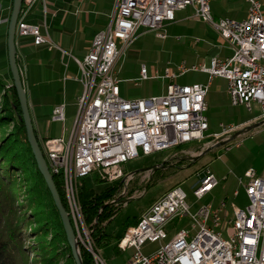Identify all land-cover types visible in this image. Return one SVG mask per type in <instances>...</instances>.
<instances>
[{
  "label": "built area",
  "instance_id": "1",
  "mask_svg": "<svg viewBox=\"0 0 264 264\" xmlns=\"http://www.w3.org/2000/svg\"><path fill=\"white\" fill-rule=\"evenodd\" d=\"M37 0H23L26 11ZM211 0H117L108 25L91 41L87 54L77 60L83 90L77 99V109L69 130L63 126L58 137L46 138L42 152L48 155L51 174L60 175L67 200V212L73 221L78 244L93 255L94 264H107L88 238L77 197L78 182L97 176L114 184L131 172L124 171L128 161L164 150L200 142L208 129L206 95L209 82L179 84L176 78L189 70L205 72L227 81L230 103L242 105L249 112L259 108L256 119L264 124V13L257 0H247L246 16L240 20L215 19ZM193 7L194 16L207 23L230 49L227 56H211L206 63L176 69L165 67L149 75L144 64L134 84L149 78L168 80L161 94L142 98L120 95V79L116 62L140 29L154 31L159 38L167 35V25L175 20V12ZM20 11V12H21ZM140 34V33H139ZM16 36H31L35 45H54L41 26L19 16ZM52 121H65L64 104H57ZM229 129L223 125V132ZM240 141L233 146H238ZM231 146V147H233ZM231 147H227L229 150ZM246 204H227L222 199L191 203L181 185H175L156 198L138 217L126 226L118 247L133 253L128 264H264V165L258 172L253 167L244 172ZM219 181L205 169L193 189L197 201L213 191ZM238 191L233 192L236 196ZM187 223L168 238L176 221ZM84 238L82 237V233ZM81 233V234H80ZM168 238V239H167ZM167 239L149 253H143L146 241Z\"/></svg>",
  "mask_w": 264,
  "mask_h": 264
},
{
  "label": "rangeland",
  "instance_id": "2",
  "mask_svg": "<svg viewBox=\"0 0 264 264\" xmlns=\"http://www.w3.org/2000/svg\"><path fill=\"white\" fill-rule=\"evenodd\" d=\"M261 1L264 4V0ZM211 7L212 12L218 16L240 20L246 13L248 3L246 0H211ZM11 8L12 2L4 13L6 21L2 37L0 36V49L6 46ZM142 31L144 30H139L140 34L138 33L119 60L118 77L121 80V95L127 98L148 97L161 94L165 90L168 80L159 77L134 84L133 79L138 77L141 64L146 66L149 75H152L156 70L160 76L165 67L176 69L183 62L186 66H190L191 58L195 55L194 51L198 47L192 46V39L181 25L167 26L165 38L157 37L154 31L141 33ZM230 53L231 51L228 49V55ZM9 70L4 75L0 70V80L3 82V87L0 88V143L7 139L19 138V140H23L21 125L10 106L12 98L9 86L13 81ZM186 77L187 75L178 77L176 82L186 83ZM222 83L221 78H215L212 82L209 92L211 101L209 100L205 112L208 129L200 142L189 143L182 147L128 161L123 164V168L124 171L131 172L132 175L115 184H107L97 176H88L78 182L77 197L88 238L93 248L99 250L107 264L129 263L133 250L128 248L122 251L117 245V235L122 233L124 227L134 224L129 223L124 226L125 221L133 216L139 217L156 198L175 185L182 186L191 203L210 202L216 205L225 195H228L226 200L228 205L231 200L241 207L246 204L247 201L244 199L241 189L240 195L234 197L229 188L238 175L242 176L247 167L252 166L258 172L262 169L264 164V124L254 128L257 131L240 147L232 148L231 146L253 130L232 137L236 131H239L233 124L247 117L256 116L260 111L256 105H252L251 112L242 105H232L228 94L222 89H217L218 84ZM48 120L40 121L41 130L44 131L50 127L53 131H62V123L49 124ZM72 121L71 117L66 120L67 130L71 127ZM258 122L260 119L255 120L252 124ZM223 125L227 130L229 129L228 132H223ZM36 136L42 150L45 138L39 137L37 133ZM227 147H231V150L226 151ZM142 168L144 170H140ZM207 168L215 174L219 185L202 200L197 201L193 195V189ZM35 178L33 168L26 171L21 169L13 177L12 185L5 188L7 191V193L5 192L7 214L2 223L1 237L13 239L17 251V264H75L70 257L68 243L62 238H57L61 228L56 213L52 209L50 195L44 189H41L39 193L30 191ZM83 180L87 187H93L95 191H101L109 186L113 187L111 196L104 202L108 205L111 214L100 223L107 233L106 240L100 244H97L93 237L92 224L94 221H87L80 202L79 187ZM62 192L67 206L63 188ZM186 223V219L176 221L173 229L168 232V238ZM71 224L73 227L72 220ZM80 232L82 233L81 230ZM81 235L84 236L83 233ZM167 239L160 242L146 241L142 245L143 253L147 254L156 250ZM78 246L80 255L82 247L90 253L91 262L94 264L92 253L82 244L79 243Z\"/></svg>",
  "mask_w": 264,
  "mask_h": 264
},
{
  "label": "crops",
  "instance_id": "3",
  "mask_svg": "<svg viewBox=\"0 0 264 264\" xmlns=\"http://www.w3.org/2000/svg\"><path fill=\"white\" fill-rule=\"evenodd\" d=\"M257 1L260 2L262 12L264 13L263 2L261 0ZM11 2L12 0H0L1 37L6 21L4 13H6ZM116 2L117 0H37L32 4L30 9L26 11L23 9V11L20 12V16L24 17L27 22L40 25L41 32L46 34L49 41L54 45L52 48H49L46 43L35 45L31 36H16L15 38L17 63L20 72L22 71L21 77L27 95L29 111L36 133L39 137L46 139L60 136L63 132V126H65L66 120L70 117L74 119L77 109V99L83 90V84L79 80L80 69L77 60L83 59L87 54L93 36L108 25L111 14L115 9ZM210 9L215 19L224 18L212 12L211 1ZM173 24L181 25L192 39V46H198L194 51L195 55L191 58L192 63L190 66L206 63L213 55H218L220 57L228 55V48L223 45V41L217 33L207 23L194 16L193 7L188 6L176 11L175 20L167 26ZM143 32L144 31L141 33ZM121 58L122 55L116 62L117 76L120 68L118 66L119 60ZM0 70L2 75L9 70L7 46L0 49ZM185 75H187V82L182 84H191L194 82L210 83L206 95L208 104L209 100L211 101L209 92L212 88V82L215 78L221 77L215 76L210 79L207 73L197 70H189L181 76ZM181 76H179V78ZM221 80L223 83L218 84L217 89H222L227 93V81L224 78H221ZM121 96L127 98L123 95ZM60 103L64 104V123L61 121H52L50 118L52 110ZM256 116L247 117L233 124V126L241 130L243 127L245 128V126L258 120ZM42 119H49V124L54 122L62 123V131L56 132L51 130L50 127L44 131L41 130L39 124ZM255 131L257 130L253 129L249 135L241 138L238 146L233 147H240ZM232 137H234V135ZM250 167L252 166L247 167L243 171L242 176L238 175L233 184L230 185L229 191H231L232 196L233 192L237 190L238 194L234 197H238L241 189L244 199L246 200L244 187L239 179L244 180V172ZM223 198L227 200L228 195H225ZM230 202L234 201L231 200Z\"/></svg>",
  "mask_w": 264,
  "mask_h": 264
},
{
  "label": "trees",
  "instance_id": "4",
  "mask_svg": "<svg viewBox=\"0 0 264 264\" xmlns=\"http://www.w3.org/2000/svg\"><path fill=\"white\" fill-rule=\"evenodd\" d=\"M2 87H3V82L2 80H0V88ZM9 89L12 98V102L10 104L11 111L16 114L18 118V122L21 125V133L23 134V140H19V138L7 139L0 143V264H17V251L12 241L13 239L12 238L3 239L1 237L2 223L4 217L7 214L6 211L7 205L5 203V200L7 198L6 197L7 191L5 190V188L12 185L13 177L19 171H21V169L26 171L29 168H33L34 175L36 178L31 185L30 191L33 193H39L41 189H44L45 192L50 195V192L40 172L38 171L30 145L27 141L25 125L21 118L20 104L13 82L9 86ZM52 178L55 187L57 189V192L60 196L61 202L66 209L67 206L62 192V188H63L62 179L60 175L57 174H52ZM112 191H113V187L110 186L102 189L101 191H95L93 187L92 188L87 187L84 180L81 182L79 187V197L84 215L88 222H91L92 220L94 221V223L92 224L93 237L97 244H100L101 242H103V240H106L105 238L107 237L106 230L103 227H101L100 223L103 219L107 218L111 214L108 210V205L104 204V202L106 199H108L111 196ZM50 200L52 202V209L56 213V217L58 219L61 228L59 234H57V238H62L67 242L63 225L60 220V216L53 203L51 195H50ZM137 220L138 217L136 216H133L132 218H128L125 221L124 226L129 223H136ZM122 233L117 235L118 240L120 239ZM80 251H81L83 264H92L90 253L82 247L80 248ZM69 252H70V257L72 258L70 247H69Z\"/></svg>",
  "mask_w": 264,
  "mask_h": 264
},
{
  "label": "water",
  "instance_id": "5",
  "mask_svg": "<svg viewBox=\"0 0 264 264\" xmlns=\"http://www.w3.org/2000/svg\"><path fill=\"white\" fill-rule=\"evenodd\" d=\"M22 3H23V0H12V8H11V13H10L9 22H8L7 39H6L9 69H10V73L12 76L13 85L15 87L17 97L19 100L20 109H21V118L25 125L27 141L30 145L38 171L40 172L50 192L53 203L60 216V220L63 225V229L66 235L68 245L71 250V256L74 260V263L83 264V261H82V258L79 252L78 241L76 239V235L72 227L71 220L69 218L68 212L66 211L65 207L63 206L61 202L60 196L53 182L52 174L49 171L44 154L40 148V145H39L36 133H35V128H34L31 114L29 111L26 91L23 86L21 72H20V69L17 63L15 28H16V23H17L20 11H21ZM260 124L261 123L258 122L252 125H248L247 127L235 132L234 137L246 131H250L258 127ZM140 170H144V168Z\"/></svg>",
  "mask_w": 264,
  "mask_h": 264
},
{
  "label": "bare ground",
  "instance_id": "6",
  "mask_svg": "<svg viewBox=\"0 0 264 264\" xmlns=\"http://www.w3.org/2000/svg\"><path fill=\"white\" fill-rule=\"evenodd\" d=\"M43 154H44V157H45L46 163H47V165H48V155L45 154L44 152H43Z\"/></svg>",
  "mask_w": 264,
  "mask_h": 264
}]
</instances>
